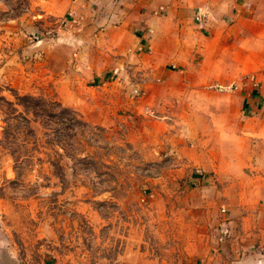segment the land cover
I'll return each instance as SVG.
<instances>
[{
  "label": "rangeland",
  "instance_id": "rangeland-1",
  "mask_svg": "<svg viewBox=\"0 0 264 264\" xmlns=\"http://www.w3.org/2000/svg\"><path fill=\"white\" fill-rule=\"evenodd\" d=\"M86 1L91 8L75 13L68 0H0V205L17 259L190 264L230 225L221 200L249 181L246 170L233 181L237 171L226 162L223 176L194 163L205 161L202 152L212 146L206 141L221 118L217 108L231 121L262 71L248 62L247 47L254 22L264 24V8L243 10L242 21L212 43L214 51L222 48L223 65L209 58L212 76L200 88L177 90L179 75L169 90L125 92L130 100L107 125V105L95 103L107 93V33L97 24L107 18V0ZM113 75L114 84L119 75ZM62 86L76 103L90 105L96 122L61 103ZM163 97L201 104L186 113L171 106L163 117ZM2 264L12 262L5 257Z\"/></svg>",
  "mask_w": 264,
  "mask_h": 264
},
{
  "label": "crops",
  "instance_id": "crops-1",
  "mask_svg": "<svg viewBox=\"0 0 264 264\" xmlns=\"http://www.w3.org/2000/svg\"><path fill=\"white\" fill-rule=\"evenodd\" d=\"M68 2L75 13L82 6L91 8V2L86 0ZM106 8L107 18L97 24L104 26L107 33V93L103 92L95 103L107 105V125H112L118 105L122 101L128 103L125 92L169 90L171 81L179 75L183 81L177 90L200 88L212 73L208 59L215 58L220 68L223 65L222 48L214 51L212 43L224 35L230 24L242 21L243 10L263 9L264 0H107ZM198 12L203 15L199 20ZM253 27L247 59L262 71L249 81L231 121L225 122L224 109L217 108L216 116L221 118L216 121L213 133L216 141L211 140L214 136L210 133L206 144L212 146L202 152L205 161L194 163L204 172L221 171V176L225 174V162L231 164L237 171L231 175L233 181L239 178L240 170L251 171L249 185H231L235 195L230 200H221L227 206L230 225L216 231L219 239L205 243L190 264H264V24L254 22ZM77 41L72 40V45L92 48ZM147 49L152 50L151 54L145 52ZM244 55L242 51L240 59ZM115 72L119 81L113 84L109 81ZM65 89L60 88L61 103L78 109L86 121L96 122L88 112L90 105H79L68 97ZM193 102L201 104L198 99L163 97L158 110L165 117V113L171 115V106H182L186 113L185 107ZM223 105V100H218L216 107ZM229 126L231 130L227 129ZM228 143L230 147L225 146ZM227 154H230L228 158ZM227 234L229 239L222 241L221 237L226 239ZM5 257L12 264H22L17 259L15 240L10 236L0 205V264Z\"/></svg>",
  "mask_w": 264,
  "mask_h": 264
},
{
  "label": "built area",
  "instance_id": "built-area-1",
  "mask_svg": "<svg viewBox=\"0 0 264 264\" xmlns=\"http://www.w3.org/2000/svg\"><path fill=\"white\" fill-rule=\"evenodd\" d=\"M196 16H197V19H198V20L201 19V18L203 17V15H202L201 12H198V13L196 14Z\"/></svg>",
  "mask_w": 264,
  "mask_h": 264
}]
</instances>
